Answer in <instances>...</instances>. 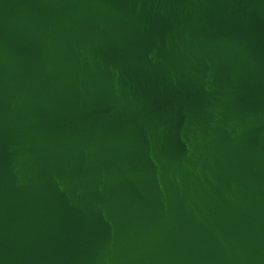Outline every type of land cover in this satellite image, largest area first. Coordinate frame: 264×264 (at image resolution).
<instances>
[{"label":"water","instance_id":"95a60500","mask_svg":"<svg viewBox=\"0 0 264 264\" xmlns=\"http://www.w3.org/2000/svg\"><path fill=\"white\" fill-rule=\"evenodd\" d=\"M0 264H264V0H0Z\"/></svg>","mask_w":264,"mask_h":264}]
</instances>
